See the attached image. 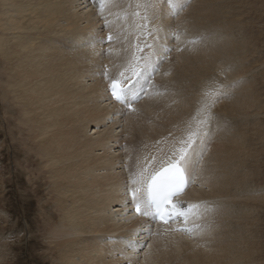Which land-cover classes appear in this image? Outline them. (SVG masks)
<instances>
[{"label": "bare ground", "instance_id": "1", "mask_svg": "<svg viewBox=\"0 0 264 264\" xmlns=\"http://www.w3.org/2000/svg\"><path fill=\"white\" fill-rule=\"evenodd\" d=\"M222 1L182 0L184 7L176 11L160 0L157 15L149 12V26L162 29L159 43L173 49L161 64L171 75L155 77L152 91L162 95L141 99L128 112L110 100L101 75L111 63L108 45L99 43L107 30L98 0H0V82L21 118L27 165L34 167L29 176L47 187L41 209L53 206L42 212L48 218L41 228L53 264L253 261L254 234L264 224V212H256L264 203V177L253 142L262 125L256 108L261 105L250 85L258 78L248 47L231 42L234 23L226 26ZM117 2L120 7L105 13L114 27L124 24L125 11H132L128 3L135 0ZM175 31L198 42L176 52ZM215 90L225 95L211 108L199 179L181 198L208 208L198 221L205 231L195 238L163 233V226L125 207L122 164L129 155L153 151L169 132L180 136L203 94ZM246 161L254 162L250 170ZM241 184L250 195L243 203ZM148 229L162 234L149 237ZM138 242L143 247H132Z\"/></svg>", "mask_w": 264, "mask_h": 264}, {"label": "snow or ice", "instance_id": "2", "mask_svg": "<svg viewBox=\"0 0 264 264\" xmlns=\"http://www.w3.org/2000/svg\"><path fill=\"white\" fill-rule=\"evenodd\" d=\"M98 2L99 15L107 30L106 39L101 38L99 43L108 45L106 53L111 63V68L104 66L101 75L108 81L110 98L122 110L135 112L134 105L141 99L153 94L162 95L152 91L156 88L155 77L158 74L162 77L171 75L170 71H161V64L170 58L173 49L159 43L161 28L149 26V12L153 17L157 15L160 0L129 2L128 8L132 11H125L124 24L116 27L105 13L107 11L111 15L112 8L120 7L117 0ZM167 3L176 11L184 7L182 0H167ZM172 38L176 52L182 51V46L187 43L198 42L187 40L179 31L173 32ZM113 56L119 63L112 60ZM203 95L205 100L180 136L169 132L154 142L153 151L134 158L129 155L122 164V170L127 173L122 184L125 207L163 226V233H180L195 238L205 231V226L198 221L208 208L202 202L181 199L199 179L198 171L211 136V108L225 93L215 90ZM124 150L128 151L127 148ZM147 232L149 237L162 234L150 229ZM132 247H143V244L138 242Z\"/></svg>", "mask_w": 264, "mask_h": 264}, {"label": "rangeland", "instance_id": "3", "mask_svg": "<svg viewBox=\"0 0 264 264\" xmlns=\"http://www.w3.org/2000/svg\"><path fill=\"white\" fill-rule=\"evenodd\" d=\"M223 1L220 6L225 12L218 8L226 15V26L230 21L234 23L232 24L234 38L231 42H234L233 44L237 47L245 43L248 47L246 55L252 61V68L256 72L255 77L258 78L250 85L258 105H261L256 108L260 109L259 120L262 125L256 129L257 135L253 142L254 148L259 150L261 163L257 165H261L260 174L264 177V142L261 143L264 124V83L262 82L264 80V0ZM228 10L230 13H227ZM235 27L238 30L234 32ZM255 92L261 94L258 95ZM5 94L0 82V100L2 101H0V264H53L49 254L47 255L44 251L47 238L46 232L41 230L48 218L42 212L47 210L49 212L53 206L51 203L44 206L46 209H41L47 202L45 194L47 187L40 185L39 181L37 183L33 181L34 175L29 176L30 171H34V167L27 165V149L22 140L24 133L19 131L21 118L18 112H15L16 107L8 105L9 99L4 96ZM9 107H13V115ZM251 132L250 130L249 133ZM253 163L246 161V169L250 170ZM242 171L243 169L240 170L241 173ZM245 190L242 185L240 193L243 194L240 196L242 203L247 196H250ZM246 203L248 204V201ZM263 207L264 203L256 208L257 215L263 214ZM263 220L259 222L264 223ZM259 228L256 230L258 233L254 234L253 261L248 264H264V224Z\"/></svg>", "mask_w": 264, "mask_h": 264}]
</instances>
